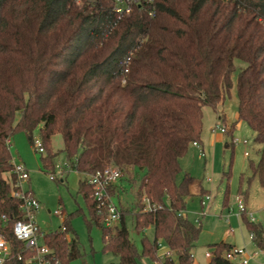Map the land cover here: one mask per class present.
<instances>
[{
  "label": "trees",
  "instance_id": "obj_1",
  "mask_svg": "<svg viewBox=\"0 0 264 264\" xmlns=\"http://www.w3.org/2000/svg\"><path fill=\"white\" fill-rule=\"evenodd\" d=\"M115 5L0 0V234L9 247L3 264H25L31 254L14 235L25 211L13 195L20 188L10 143L23 132L34 146L37 130L44 170L53 172L63 154L66 165L84 175L79 193L90 215L78 209L64 217L65 231L45 233L51 264H71L83 255L70 225L80 214L88 228L101 227L102 251L118 258L111 264H138L142 258L195 264L201 228L186 215L194 177L185 172L178 181L180 161L202 142L204 108L218 111L231 95L237 61L244 64L236 78L238 115L227 136L233 146L239 121L255 132L261 147L258 162H250L248 183L258 178L264 186V0H142L123 15ZM219 121L225 123L224 115ZM57 135L63 141L58 151L52 143ZM109 166L120 170L123 191L136 187L129 207L115 203L121 215L116 231L105 225L89 184L91 175ZM224 177L228 185L230 172ZM239 191L246 198L248 190ZM117 192L116 183L108 187L113 199ZM241 215L264 252V223ZM127 216L142 232L141 252L130 238ZM149 227L152 240L145 235ZM162 246L168 252L160 254ZM234 248L210 245L209 264H241L224 257Z\"/></svg>",
  "mask_w": 264,
  "mask_h": 264
},
{
  "label": "rangeland",
  "instance_id": "obj_2",
  "mask_svg": "<svg viewBox=\"0 0 264 264\" xmlns=\"http://www.w3.org/2000/svg\"><path fill=\"white\" fill-rule=\"evenodd\" d=\"M244 66L237 61V73L233 76L234 86L231 95L214 111L211 107L204 108V125L202 139L205 145V157L200 156L198 148L191 145L188 153L180 161L182 173L178 176L180 181L185 172H189L194 180L190 185V196L186 198V215L188 219L201 228V233L193 251L195 264H209L212 254L210 245L221 242L232 244L235 250L245 249L248 254L257 253V257L249 264H264V252L256 247L238 211V199L245 201L248 212L252 213L255 221L264 223V186L258 178L248 183L251 177L250 162L259 160L258 149L260 145L255 141V132L243 121H239L233 132L234 145L228 135L219 140L218 126L225 127L237 121L238 98L236 90V78L238 71ZM225 114L226 123L218 120V115ZM35 139H40V132L34 134ZM246 141V143H244ZM56 151L63 147L62 137L57 135L52 140ZM10 151L12 162L22 164L28 171L29 178L24 181V190H31L35 199L39 202V210L35 215V222L44 233H51L63 226V217L76 212L78 209L90 219L89 210L85 200L79 193V181L84 175L66 167L63 154H59L55 160V169L44 170L41 156L31 145L23 132H17L11 138ZM246 152L248 155H246ZM57 167H64L60 174ZM225 172H230V180L224 177ZM55 174L56 178L52 177ZM8 178V175H5ZM242 178V179H241ZM210 179L211 181H209ZM117 195L112 201L124 207L133 203L135 186H126L116 183ZM240 186L247 189V196L240 193ZM204 189V190H203ZM119 190L121 192H119ZM207 190V191H205ZM228 194L226 195V192ZM209 195L211 199L206 201ZM204 199L206 205L202 206ZM226 200V201H225ZM224 201L226 206H224ZM144 202V200H143ZM146 205L147 203L144 202ZM61 211L63 217L56 214ZM249 218V215H248ZM70 225L77 234L82 256L71 264H111L117 263L118 258L104 253L102 229L99 225H86L83 215H76L70 219ZM120 227V224H117ZM126 227L133 243L141 252L142 232L134 228L131 216L126 217ZM116 231V227L111 228ZM145 235L152 240L154 230L149 227ZM138 264H154L148 258H142Z\"/></svg>",
  "mask_w": 264,
  "mask_h": 264
},
{
  "label": "built area",
  "instance_id": "obj_3",
  "mask_svg": "<svg viewBox=\"0 0 264 264\" xmlns=\"http://www.w3.org/2000/svg\"><path fill=\"white\" fill-rule=\"evenodd\" d=\"M145 2H151L152 0H143ZM142 0H115L114 11L118 15L129 14L132 11L134 5L140 4ZM153 15V13H150ZM218 130L222 135H227V130L225 127L218 126ZM246 143V141H244ZM195 146H199L198 143H194ZM34 147L38 153L44 152V147L40 139H35ZM246 155L248 153L246 152ZM67 168L68 165H66ZM58 172L62 174L64 172V167H57ZM14 173L17 176L18 184L20 188L19 191L13 192V195L17 198L23 200V208L25 211L24 220L18 221L14 225V235L15 237L25 244V247L31 251L30 256L26 259L25 264H51V249L44 242L45 233L42 232L39 226L35 222V215L39 210V202L35 197H31L23 189L22 184L27 181L29 174L27 169L22 164H14ZM53 178H56L55 174H52ZM121 177V172L116 166H109L104 170L97 171L95 174L89 177V184L92 185L94 189V197L97 201V207L99 212L104 213L105 225L107 227H113L119 224L121 215L119 209L115 202L112 201L108 194V187L117 183ZM211 181L210 179H208ZM206 201H209L211 197L207 195L205 197ZM149 208L148 200L144 199ZM202 206L206 205L204 199L201 200ZM238 211L239 213H248L251 221H255L252 213L248 212L246 203L243 199H238ZM56 214L63 217L61 211H56ZM64 220V217H63ZM66 227L63 225L61 227L62 231H65ZM9 255V247L5 238L0 234V264H3L5 259ZM210 257V253L207 254ZM227 260L232 262H238L241 264H249L252 259L257 257V253L248 254L245 249L235 250V248L225 253L224 256ZM21 259V257H19Z\"/></svg>",
  "mask_w": 264,
  "mask_h": 264
},
{
  "label": "crops",
  "instance_id": "obj_4",
  "mask_svg": "<svg viewBox=\"0 0 264 264\" xmlns=\"http://www.w3.org/2000/svg\"><path fill=\"white\" fill-rule=\"evenodd\" d=\"M223 115H224V117H225V114L223 113ZM218 120H219V115H218ZM225 123H226V117H225ZM227 124V123H226ZM227 135H222L221 133H220V135L218 136V138H219V140H221V139H223V138H225ZM194 147H196V148H198V150H199V152H200V156L201 157H205V145H204V139H202V142L199 144V146H195L194 145ZM182 160V159H181ZM204 190V189H203ZM205 191H207V190H205ZM166 252H168V249L165 247V246H162V248H161V251H160V254H164V253H166Z\"/></svg>",
  "mask_w": 264,
  "mask_h": 264
}]
</instances>
